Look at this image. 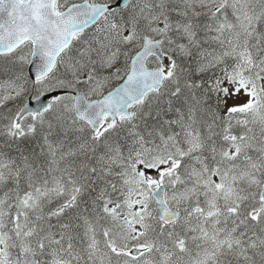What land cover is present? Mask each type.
<instances>
[{"label": "snow or ice", "instance_id": "1", "mask_svg": "<svg viewBox=\"0 0 264 264\" xmlns=\"http://www.w3.org/2000/svg\"><path fill=\"white\" fill-rule=\"evenodd\" d=\"M0 264H264V0H0Z\"/></svg>", "mask_w": 264, "mask_h": 264}]
</instances>
